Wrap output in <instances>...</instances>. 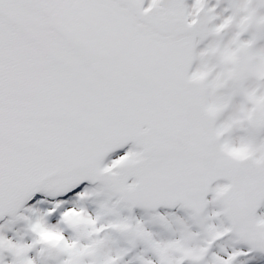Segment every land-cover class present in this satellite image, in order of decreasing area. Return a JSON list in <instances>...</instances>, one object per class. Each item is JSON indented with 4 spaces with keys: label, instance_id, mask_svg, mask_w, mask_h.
<instances>
[{
    "label": "snow or ice",
    "instance_id": "1",
    "mask_svg": "<svg viewBox=\"0 0 264 264\" xmlns=\"http://www.w3.org/2000/svg\"><path fill=\"white\" fill-rule=\"evenodd\" d=\"M0 264H264V0H0Z\"/></svg>",
    "mask_w": 264,
    "mask_h": 264
},
{
    "label": "bare ground",
    "instance_id": "2",
    "mask_svg": "<svg viewBox=\"0 0 264 264\" xmlns=\"http://www.w3.org/2000/svg\"><path fill=\"white\" fill-rule=\"evenodd\" d=\"M223 6V5H222ZM229 34H225L224 36V40L226 41L229 38ZM234 148L235 150L239 151V153L241 154L239 157H233L231 155V153L229 152V148ZM223 151H225V153L229 156H231L233 159L236 160H246L249 158V156L251 155V147L249 144L247 143H237V144H227L225 146H223ZM83 207H85L88 211L92 212L93 214H95L97 211L100 210L99 208V201L97 200H92V201H87L83 204ZM40 213L39 212H30L27 213V215H30L33 219H35ZM136 214L140 215L141 212L139 209L136 210ZM144 218L147 220L149 219V214L148 213H143ZM112 219L111 216H104L103 217V221L106 222L107 220ZM63 227V226H62ZM15 231H16V237L22 240H31L32 239V233L28 230L27 225L25 224H16L15 225ZM84 229H80L79 231H77L76 233H73L74 235L77 236H83L84 234ZM154 231L157 232H161L162 229L155 227ZM9 235L11 236V233H9ZM42 240L44 241V243L46 245H50L52 249H55L61 242V237L59 236V234L57 232H47L44 234V236L42 237ZM115 242L116 246L118 247V249L120 247H125L127 246V244L125 243L126 241V237L121 236L119 234H111L109 236V241ZM114 244V243H113Z\"/></svg>",
    "mask_w": 264,
    "mask_h": 264
},
{
    "label": "rangeland",
    "instance_id": "3",
    "mask_svg": "<svg viewBox=\"0 0 264 264\" xmlns=\"http://www.w3.org/2000/svg\"><path fill=\"white\" fill-rule=\"evenodd\" d=\"M238 100H239V97L237 98V102H238ZM229 152L231 153V155L233 156V157H239L241 154L239 153V151H237V150H235L234 148H229ZM114 243V244H113ZM112 243V241L110 240L109 241V247H110V249H111V251H113V253H115V251L116 250H118V247L115 245L116 243L115 242H113Z\"/></svg>",
    "mask_w": 264,
    "mask_h": 264
}]
</instances>
